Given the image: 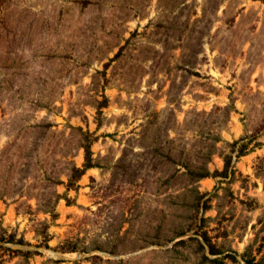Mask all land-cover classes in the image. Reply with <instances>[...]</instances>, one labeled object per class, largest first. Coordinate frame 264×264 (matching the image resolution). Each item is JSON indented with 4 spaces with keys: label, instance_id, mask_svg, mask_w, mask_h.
Returning <instances> with one entry per match:
<instances>
[{
    "label": "rangeland",
    "instance_id": "1",
    "mask_svg": "<svg viewBox=\"0 0 264 264\" xmlns=\"http://www.w3.org/2000/svg\"><path fill=\"white\" fill-rule=\"evenodd\" d=\"M0 264H264V0H0Z\"/></svg>",
    "mask_w": 264,
    "mask_h": 264
},
{
    "label": "trees",
    "instance_id": "2",
    "mask_svg": "<svg viewBox=\"0 0 264 264\" xmlns=\"http://www.w3.org/2000/svg\"><path fill=\"white\" fill-rule=\"evenodd\" d=\"M87 140V139H86ZM90 144H86L84 145V149H85V154H86V163L84 165V168L83 169H80V168H73V174L70 178V182H69V185L70 186H73L80 177H82V175L84 174L85 172V169H88V168H92V165H91V151H90Z\"/></svg>",
    "mask_w": 264,
    "mask_h": 264
}]
</instances>
